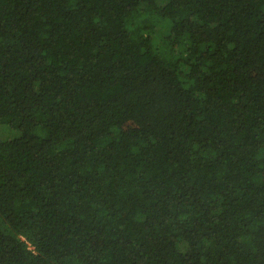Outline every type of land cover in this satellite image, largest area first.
<instances>
[{"label":"trees","instance_id":"trees-1","mask_svg":"<svg viewBox=\"0 0 264 264\" xmlns=\"http://www.w3.org/2000/svg\"><path fill=\"white\" fill-rule=\"evenodd\" d=\"M0 264H264V0H0Z\"/></svg>","mask_w":264,"mask_h":264},{"label":"rangeland","instance_id":"rangeland-1","mask_svg":"<svg viewBox=\"0 0 264 264\" xmlns=\"http://www.w3.org/2000/svg\"><path fill=\"white\" fill-rule=\"evenodd\" d=\"M161 2L163 0H160ZM13 131L9 130L7 127L5 126H1L0 127V138H6V137H11L13 135Z\"/></svg>","mask_w":264,"mask_h":264}]
</instances>
